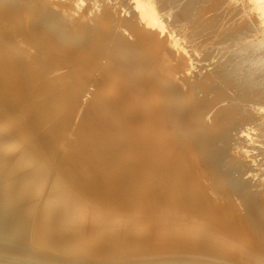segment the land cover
Segmentation results:
<instances>
[{
	"label": "bare ground",
	"instance_id": "6f19581e",
	"mask_svg": "<svg viewBox=\"0 0 264 264\" xmlns=\"http://www.w3.org/2000/svg\"><path fill=\"white\" fill-rule=\"evenodd\" d=\"M108 1L0 0V264H264V43L182 96L197 1Z\"/></svg>",
	"mask_w": 264,
	"mask_h": 264
},
{
	"label": "rangeland",
	"instance_id": "374dc122",
	"mask_svg": "<svg viewBox=\"0 0 264 264\" xmlns=\"http://www.w3.org/2000/svg\"><path fill=\"white\" fill-rule=\"evenodd\" d=\"M35 1H38V0H35ZM116 1L117 0H109L108 3L114 2L115 4L116 3L118 4L119 0L117 2ZM182 1L181 2L179 1L180 5H181ZM196 1H197V2H195V4L197 3L196 6L194 5V3L191 6L192 7L195 6L196 8L198 7L199 9L201 8V10L197 9L198 12H200V13L197 14V17H196L197 21L195 20L194 22H197L198 24H199V22H201L203 24H205L207 22L206 25H208L209 27L212 25V27L209 30L208 26L204 25L205 27H203V24L200 23L202 25L201 27H203V28L207 27V28L205 29V31H200V33L203 32L202 34L196 35V33H197L196 32L194 36H198L200 38L202 35L204 37V35L207 34L208 31H209V33H210V31L214 32V33H210L211 35L209 34L210 37L207 35V38H206L207 40L206 39L204 40L206 43L205 42L203 43V41L200 40L203 37L200 39L197 37V40L202 41V42L198 43L197 40L194 41L195 43L197 42L196 44L191 42L193 44L192 47H194V46H195V48L198 47L197 48L198 51H196V49H195V51H191L189 49L190 44L186 43V41L184 39H182L180 36H178L177 37L178 39H176V41H174V43H163L160 45L161 48L164 45L163 47L172 48V50H174L173 51L174 57L171 59V64L174 67L175 77L177 78V82L173 85L178 86V92L181 93L182 96L185 92V90L183 88L184 85H192L193 83H196L198 74L207 72L208 75L207 74H203V75L204 76L207 75L206 77L208 78L209 75L211 74L210 71H212L213 69H214L213 74L216 73L215 72L216 67L218 68V66H219V69L222 66H224V68L228 67V65L226 66L224 63L229 64V65L231 64L228 67V69H230V67L232 65L235 67L237 66L240 76L244 75L245 73H246L245 75H247V73L249 74L250 72H247V70H246V69H248L249 66L245 68L244 67L245 64L243 65L242 61H245L244 59H246V57H245V56H247L246 54L255 52V51H257L256 49L261 47L260 46L261 44L259 45V43H261V42L264 43V0H200V1L196 0ZM198 1H199V3H198ZM109 4L113 5L111 3H109ZM176 5H177L176 6L177 8L184 10L181 8L180 5H179L180 7H178V3ZM188 6H189V4H188ZM191 6L188 7L187 12H185V13L189 14L191 12L190 15L192 14L191 16H193V14L195 15V12H197V11H195L196 8H194L192 10ZM173 7H175V6H172V8H171L172 10L175 9ZM172 10H169V12H171ZM185 13L182 11L181 12L179 11L177 16H178V18H180L179 20L181 22H186L185 25H187V27L189 26L188 28H190V31H192L193 34L195 31H197L199 29L204 30L203 28L200 27V24L198 26L199 29L197 27L193 26V25H196L197 23L192 22L194 24L189 25L188 24L189 22L187 20H189L191 18L188 15L186 16ZM179 14H182L183 16H181V15L179 16ZM178 18H176V19H178ZM182 20H184V21H182ZM161 23L163 25L162 27H164L165 22L161 21ZM208 23H210V25ZM190 26L195 27L194 30L197 28V30L193 31ZM245 31H248V32H246L243 36L242 34ZM212 34H213V36H212ZM220 34H225L226 36L223 35V37H221L222 35H220ZM248 34H250V35H248ZM188 35L190 36L189 33H188ZM169 36H170V38H174V36L171 33L169 34ZM188 37H187V40H188ZM193 37H192V39H193ZM219 37L221 38L220 41L218 39ZM224 38H226V39H224ZM250 38L251 39L254 38L255 41L251 42ZM140 39H141V37H139L138 40H140ZM259 39H261V42L259 41V43H258L257 40H259ZM222 40H225V41L222 42ZM207 41H209V42H207ZM218 42H222V43H218ZM256 42L258 45H256L257 47L254 49V47H255L254 44H256ZM247 43H251V45H249L248 49H247V47H248ZM246 44H247V46H246ZM185 45H186V50L188 51V55L190 57L188 59H184L183 57H181V58L176 57V55L180 49L185 50ZM198 45H200V46H198ZM252 45H253V47L250 48ZM187 46L189 48H187ZM204 46H205V48H204ZM243 47H245L247 49V51L245 49V52H247V53L242 51V50H244ZM176 49H177V51H176ZM200 49L205 51L207 56L210 54L211 57L208 56V58H207V56H205V53H203V51L201 52ZM240 49H242L241 51L243 54L238 53L240 51ZM250 49L255 50V51L251 52ZM223 50H225V51H223ZM234 50H236L237 52ZM157 51H159V50H157ZM208 52H209V54H208ZM231 52L233 54H231ZM234 52L236 53L235 55H237V57L234 56ZM222 55H224V57ZM240 55L242 56V58ZM232 57H233V60H235V61L232 60ZM202 58L204 61H202ZM231 60H232V63H231ZM228 61H229V63H228ZM236 61H239L240 64L239 63L237 64ZM248 62L246 61L247 64H248ZM239 65H241L242 67L241 66L239 67ZM224 68H222V69H224ZM241 68L244 69L246 72L244 70H243L244 72H242ZM219 71H223V70L220 69ZM217 74L219 75V74H221V72L220 73L218 72ZM216 76L217 75H215L214 77L212 76L214 79L211 78V80H210L211 83L208 84V82H207V84L210 85V84L214 83V86L213 85H210V86H213V88H215L216 90L219 91L220 90L219 87L221 86V80H217L216 78H218V76L217 77ZM210 77H211V75H210ZM215 83L219 86H217V85L215 86ZM225 98H227V96ZM222 100H223V102H226L224 100V98ZM235 108L236 107L227 108V114L232 113L233 109H235ZM256 111H258V110H256ZM258 112H257V115H256V113H253L255 115V118L258 117ZM214 117H215L214 114H212V115L211 114H204L203 115V121L209 120L211 118L214 119ZM257 123H259L258 125H260L259 128L264 126V116H262L261 119H258ZM199 126L205 127V125L201 124V123L199 124ZM214 126L215 125L213 123L210 125V127L212 129L214 128ZM253 126H254V128H253ZM247 128H251V129L247 130ZM259 128L257 126H255L254 122H253L251 125L243 126L242 131L239 135V136L242 135L241 138L243 141H245L244 145L246 147L250 148V150H251L250 153H252V154L259 152V149L264 151V139H262L260 136L261 131ZM256 148H258V151L256 150ZM253 149H255V150H253ZM263 162H264V160H263ZM263 167L262 166H257V167L255 166L254 167V170H255L254 173H259Z\"/></svg>",
	"mask_w": 264,
	"mask_h": 264
}]
</instances>
